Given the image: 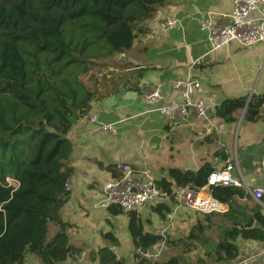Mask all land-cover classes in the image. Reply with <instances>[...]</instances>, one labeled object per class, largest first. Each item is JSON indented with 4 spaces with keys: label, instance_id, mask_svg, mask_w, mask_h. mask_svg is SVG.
Here are the masks:
<instances>
[{
    "label": "trees",
    "instance_id": "obj_1",
    "mask_svg": "<svg viewBox=\"0 0 264 264\" xmlns=\"http://www.w3.org/2000/svg\"><path fill=\"white\" fill-rule=\"evenodd\" d=\"M166 2L0 0V264H25L27 255L35 257L38 264H64L83 254V246L69 244L70 225L59 214L70 198L67 187L73 174L68 166L72 146L67 134L88 114L94 99L81 77L94 63L129 51L140 32L137 27ZM246 105L263 109L264 93L249 102L246 98L225 100L215 108V117L234 124ZM258 119L264 122V111L253 121ZM252 148L247 149L245 162H239L240 171L261 161V150ZM106 170L112 179L118 177L117 166ZM212 173L208 163L196 171L171 169L168 179L156 185L174 203L172 189L187 186L199 192ZM6 179L17 186H9ZM208 192L227 212L203 216L186 237L166 241V249L178 254L165 263L144 258L163 237L144 232L136 212L123 214L116 206L106 210L111 217L126 215L135 264H187L195 258L197 247L204 253L195 264L228 263L239 257L237 240L264 244V210L241 203L249 198L244 190L216 185ZM169 211L164 204L152 206L160 219ZM49 224L56 228L51 239ZM102 240L108 246H118L111 233L103 234ZM89 260L126 264L106 246L91 251Z\"/></svg>",
    "mask_w": 264,
    "mask_h": 264
},
{
    "label": "crops",
    "instance_id": "obj_2",
    "mask_svg": "<svg viewBox=\"0 0 264 264\" xmlns=\"http://www.w3.org/2000/svg\"><path fill=\"white\" fill-rule=\"evenodd\" d=\"M231 9L230 0H167L151 19L137 27L140 32L129 51L94 63L84 79L81 77L94 99L88 114L77 120L67 134L72 146L68 166L73 174L68 182L70 198L59 213L61 220L70 225L67 230L69 244L85 248L76 263L96 264L90 262L89 253L106 246L126 264H135L126 215L111 217L106 209L97 206L102 200L104 186L113 180L106 167L131 164L134 168L147 170L156 182L167 180L171 169L196 171L203 163H208L217 172L231 160L226 147L235 144L233 128L237 122L245 123L240 161L245 162L247 149L264 137L262 119L249 122L238 112L234 124H225L215 117V108L225 100H250L264 93V42L250 49L229 44L211 51L205 35L199 30L204 20L218 22L220 17L229 15ZM256 17L255 14L250 16L251 19ZM165 19L174 20L175 28H160V22ZM179 78L199 80L201 92L196 98L204 104L206 120L196 119L191 113L187 123L172 125L144 105L143 95L150 88L159 89L163 98L160 105L178 101L170 84ZM261 115L260 111L258 116ZM92 118L98 123L112 125L115 132H101L96 124L90 123ZM257 125L262 134L254 140L250 130ZM155 135L161 138L158 151L149 144ZM259 163L255 161L252 167ZM240 172L250 187L261 184V180H254L250 173L245 178ZM247 196L249 198L241 203L250 207L255 205ZM157 204H164L170 210L164 219L152 212V206L143 207L136 213L144 232L163 237L144 258L165 263L178 254L166 249V241L186 237L198 221H203V216L178 208L169 201ZM50 225L48 239L56 232ZM106 233L117 239V247L103 242L102 235ZM235 245L239 250L236 260L206 264H264V244L237 240ZM203 253L204 249L196 250L195 258H190L187 264H195V259ZM25 264H38V261L27 255Z\"/></svg>",
    "mask_w": 264,
    "mask_h": 264
},
{
    "label": "built area",
    "instance_id": "obj_3",
    "mask_svg": "<svg viewBox=\"0 0 264 264\" xmlns=\"http://www.w3.org/2000/svg\"><path fill=\"white\" fill-rule=\"evenodd\" d=\"M231 13L220 17L218 22L204 20L199 27L205 35L211 51H217L229 44H237L242 49H250L264 42V0H230ZM252 14L257 15L251 19ZM176 23L172 19L160 22L162 29H173ZM173 95L178 101L160 105L163 98L158 88H150L143 95L144 105L149 111H156L172 125L187 123L191 113L196 119L206 120L207 112L204 104L196 98L201 92V84L195 78H179L170 84ZM90 123L98 126L103 133H114L112 125L98 123L90 119ZM261 184L250 187L243 179L236 157L228 160L219 171L210 175L207 185L196 192L189 187L172 189L174 205L189 210L191 213L206 216L224 214L227 207L213 199L208 188L211 186L233 187L244 190L252 201L264 209V140L260 143ZM118 177L106 184L102 190L103 196L99 208L118 207L123 214L136 212L143 207L154 206L158 202L169 201L170 196L159 189L154 177L146 170L134 168L131 164L117 166ZM9 186L16 187V182L6 179ZM67 189H69L67 187ZM264 255V250L262 251ZM64 264H78L73 261Z\"/></svg>",
    "mask_w": 264,
    "mask_h": 264
},
{
    "label": "rangeland",
    "instance_id": "obj_4",
    "mask_svg": "<svg viewBox=\"0 0 264 264\" xmlns=\"http://www.w3.org/2000/svg\"><path fill=\"white\" fill-rule=\"evenodd\" d=\"M82 79H84V77H82ZM260 111L262 113L263 112V109H261ZM259 126L260 125H257V126L253 127L250 130L251 131V135L253 136V139L254 140L258 139L259 138V135L262 134L261 133L262 130H261V128ZM244 128H245V123L243 121H239V122L236 123V125L233 128V131L235 133V144L232 147L231 146H229L228 148L226 147V150H229L230 151L229 152V155H230L231 159L234 158L237 155L236 157H238L237 158L238 159V162H241V161H239L240 160V157L242 156L240 147H241V144L243 142V137L242 136L244 134ZM263 140H264V137L262 139H260V141H258L255 145H253V148L252 149L261 150L260 143ZM249 168H250V169H248L249 171L246 170V169L241 168L243 176L246 178L247 177V174L250 173V175L252 176V178L254 180H260L261 172H260L259 164H258V166H255V167H252V165H250ZM48 234H50V231H49ZM196 249L199 252L201 248L200 247H197Z\"/></svg>",
    "mask_w": 264,
    "mask_h": 264
},
{
    "label": "water",
    "instance_id": "obj_5",
    "mask_svg": "<svg viewBox=\"0 0 264 264\" xmlns=\"http://www.w3.org/2000/svg\"><path fill=\"white\" fill-rule=\"evenodd\" d=\"M249 102V99H248ZM248 104V103H247ZM260 114V110H256L253 108H248L247 105L246 107L241 111V118H244L246 121H252L255 116H258ZM161 143V138L159 135L152 136L150 138L149 144L153 146L154 151H158L159 146ZM168 177V175H167ZM207 228H210L209 225H207Z\"/></svg>",
    "mask_w": 264,
    "mask_h": 264
}]
</instances>
